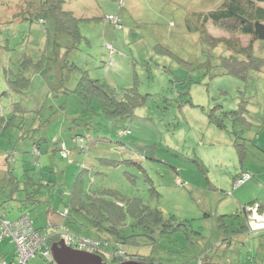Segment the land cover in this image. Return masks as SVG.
<instances>
[{
    "label": "rangeland",
    "instance_id": "374dc122",
    "mask_svg": "<svg viewBox=\"0 0 264 264\" xmlns=\"http://www.w3.org/2000/svg\"><path fill=\"white\" fill-rule=\"evenodd\" d=\"M117 1L67 0L74 14L94 18L79 22L82 37L68 50L75 70L63 60L45 68L55 57L53 25L20 17L36 10L29 7L35 0H0V168L11 170L17 186L40 184L37 194L32 186L17 191L12 179L0 185L1 196L17 191L25 200V209L10 205L0 214L10 220L27 214L43 232L62 225L95 238L84 219L74 222L72 211L68 219L61 215L80 177L86 187L114 189L124 202L140 199L174 217L173 226L180 224L152 241L141 236L140 226L130 228L126 214L122 236L134 235L135 244L122 247L131 254L154 264H264V229L235 234L246 222L243 207L264 198V41L214 26L215 46L203 41L194 13L223 0H124L121 12ZM110 14L122 17L123 29L107 19ZM241 48L253 52L250 62L238 57ZM29 58L33 63L23 65ZM36 62L45 66L37 69ZM79 76L100 80L119 95L133 89L140 104L124 119L104 115L83 99L84 81L78 98ZM63 143L67 159L59 149ZM243 173L250 179L235 187ZM35 197L41 202L33 203ZM3 260L16 264L9 240L0 243ZM27 264L50 263L37 256Z\"/></svg>",
    "mask_w": 264,
    "mask_h": 264
},
{
    "label": "trees",
    "instance_id": "16d2710c",
    "mask_svg": "<svg viewBox=\"0 0 264 264\" xmlns=\"http://www.w3.org/2000/svg\"><path fill=\"white\" fill-rule=\"evenodd\" d=\"M35 1L37 5L32 2V5H29V7L36 6V10L34 12H28V14H26V11H24L22 12V15L20 17L29 20H39V22L44 24L45 26H49V24L51 23L53 25L55 33L52 42V44L54 45L53 48L55 51V57H53V60L49 63V65L47 63L46 66L41 65V62H36L37 69H40L42 66H45V68L48 67L49 69L51 65H57L61 60H63L64 63L68 65V67L79 70L76 64H71L69 60L66 59L69 53L68 50L71 47L75 48L76 44L82 37L79 32V22L81 20L90 21L94 18H86L85 16H82L83 18H80L79 16L74 14L72 10L66 8L65 5L67 3V0ZM117 2L119 12L126 8L124 0H118ZM33 3L35 5H33ZM263 5L264 0H223L217 7H215L211 11L194 13L196 19L195 31L201 35L203 41L207 42L208 39L211 40L209 42H213L212 46H215L214 43L217 41L213 40L210 37L211 34L209 29L211 26L228 32L231 36L249 37L255 42L264 41ZM107 19H109V21L114 24L115 28L123 29V19L119 14H110L108 15ZM188 24L190 23L187 22V25ZM65 36L67 39H69V41H62L61 38L64 39ZM238 39L239 38H236V40ZM67 42H69L68 46L64 45ZM234 43L235 41L233 40L230 41L229 44L233 45ZM250 48H248V50H250ZM237 53L239 58L242 57L243 59H245L246 56L249 57L250 59L247 60V62H250V60L253 58V52H249L248 54H246L244 53V50L242 48L241 50H238ZM233 59L234 58H231L230 62L228 63V69H232L234 67V65H232ZM32 63L33 61L30 58L22 60L23 65ZM246 66L244 65V70H246ZM62 67L63 66L57 67L55 69L58 78L64 72ZM44 72L45 71L43 70L42 73ZM53 72H51V74ZM83 81L87 84L86 92L88 94V96H82L83 99L87 100L89 105H99L100 110L104 115L124 119L130 116L133 109L140 104L141 96L139 94H136L133 89H128L127 91H124L122 95H119L116 91H114V89L110 88L107 84L102 83L100 80H84L81 76H79V79H77L76 88L74 89V91L77 92L78 98L79 96H81L80 91L85 89ZM132 100H135V102ZM77 121L78 119H73V122ZM216 124L219 127L223 128L220 122ZM129 133L130 130L128 129L121 131V135H128ZM77 137H80L79 140L81 142L83 141V136L77 134ZM59 149L62 158H69L70 151L65 143H63L61 147H59ZM0 173V185L3 186L5 184H9V179L13 178L10 177V174L12 175L11 170H9L8 174L7 171H3L2 168H0ZM244 175L248 176L247 180L250 179V175L248 173H243L242 175H240L242 177L239 180L243 179L245 177ZM239 177H236L234 182L239 181ZM247 180H245L244 182H246ZM28 181L31 180L29 179ZM15 182L16 181L12 179V186L14 185L13 188H15L17 191H23L24 189L32 186L34 193L37 194L40 192V184H35L34 186L32 182H27L25 184L26 186L22 188L19 185L17 186V183ZM238 186L240 185H237L235 187ZM91 187L92 184L88 185L87 187L84 186L82 178L79 177L75 185L72 187L73 190L70 193V198L65 204V211L61 215L64 218L68 219L70 216V212L72 211L74 213V222H77L78 218L84 219L89 225L93 226V230L96 233L95 238L71 233V231H68L62 225L55 227L56 229L54 228V226L53 228L52 226H50L51 230L48 231L46 228V230L43 232L42 230H38L34 227L31 217L27 214H22L20 218H17L15 220H10L6 218L4 214H0V243H3L7 240L13 243L16 252V264H19L20 258L17 243L13 240V237L11 235L2 237V223L8 222L12 226L21 228V222L23 220H26L28 223H30V226L34 232L44 237L45 246L42 248L43 250L47 249L50 252L51 243H57L59 241L58 237H60V239H64V236L67 235L71 238L72 241L76 242L77 240L85 239L93 246L95 245V249L98 255H100L106 262L110 264L121 263L126 259L136 260L144 264H154L150 259L141 257L136 254H131L123 249V244H135L134 235H130L127 237L122 236L123 231L125 230V228H127L126 224L123 223L124 219H127L126 214L129 215L131 219L130 228L134 229L135 227L140 226V228L142 229L141 236L146 237L152 241H155L154 235L158 232L170 233L178 226H180V224H177L176 227L173 226L172 220L174 219V217L171 216L169 218H166L162 211L145 205V203L140 199H129L127 202H124L123 200L117 198L119 193L114 189L104 188L102 190L99 189V191L98 189ZM17 191H13L10 195H8L6 192L3 194V196L0 195V209L7 208L10 205L12 208H16V210L25 209V200H20V198L14 195ZM112 197L115 199H113ZM30 199L31 197L28 198V200ZM32 202L38 203L41 201L39 199L36 200L35 197L34 199H32ZM254 207H259L258 212L263 213L264 204L259 203L258 200L244 206L242 211L246 222L245 224L240 225L239 228H236L235 234L238 235L241 233H246V231L252 232L253 229L250 226V218L253 214L252 209ZM51 235H54L55 237L51 239ZM57 235L59 236L57 237ZM37 256L43 257L50 264H55L51 256L50 258H46L43 254H36L29 260L34 259ZM29 260L26 262V264L29 262ZM2 264L12 263H8L6 262V260H3Z\"/></svg>",
    "mask_w": 264,
    "mask_h": 264
},
{
    "label": "built area",
    "instance_id": "2783aa9c",
    "mask_svg": "<svg viewBox=\"0 0 264 264\" xmlns=\"http://www.w3.org/2000/svg\"><path fill=\"white\" fill-rule=\"evenodd\" d=\"M248 176H245L243 179L236 182L235 186L241 185L245 180H247ZM253 214L250 218V226L253 229H264V212L259 213L256 207L252 209ZM22 226L20 227H12L14 230H16V234L8 233L7 232V224L2 223V237L11 235L13 237V240L17 243L18 246V252L20 254L19 258V264H26V262L36 254H43L46 258H52L51 251L49 252L47 249L43 250L42 248L45 246V239L41 235L37 234L33 231V229L30 226V223H28L26 220H23L21 222ZM253 225V226H252ZM11 226V225H10ZM257 227V228H256ZM20 239V240H19ZM38 244L33 245V242L39 241ZM63 241L66 245L71 246L75 249H95V245L93 246L85 239H80L75 241H72L70 237L66 240V237H64ZM40 244V245H39ZM20 248L27 249L29 251V254L27 256L24 255L22 249L20 251Z\"/></svg>",
    "mask_w": 264,
    "mask_h": 264
},
{
    "label": "water",
    "instance_id": "95a60500",
    "mask_svg": "<svg viewBox=\"0 0 264 264\" xmlns=\"http://www.w3.org/2000/svg\"><path fill=\"white\" fill-rule=\"evenodd\" d=\"M52 259L55 264H110L100 255L90 251L72 248L65 244L64 241L51 245L50 248ZM114 264H144L136 260H125L121 263Z\"/></svg>",
    "mask_w": 264,
    "mask_h": 264
},
{
    "label": "crops",
    "instance_id": "0c3cea01",
    "mask_svg": "<svg viewBox=\"0 0 264 264\" xmlns=\"http://www.w3.org/2000/svg\"><path fill=\"white\" fill-rule=\"evenodd\" d=\"M258 201H259V203H263L264 204V198L259 199Z\"/></svg>",
    "mask_w": 264,
    "mask_h": 264
}]
</instances>
